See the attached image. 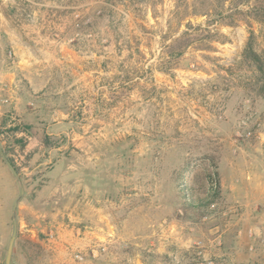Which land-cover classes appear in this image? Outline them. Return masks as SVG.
<instances>
[{
    "label": "rangeland",
    "instance_id": "obj_1",
    "mask_svg": "<svg viewBox=\"0 0 264 264\" xmlns=\"http://www.w3.org/2000/svg\"><path fill=\"white\" fill-rule=\"evenodd\" d=\"M0 150V264L2 153L12 264H264V0H0Z\"/></svg>",
    "mask_w": 264,
    "mask_h": 264
},
{
    "label": "water",
    "instance_id": "obj_2",
    "mask_svg": "<svg viewBox=\"0 0 264 264\" xmlns=\"http://www.w3.org/2000/svg\"><path fill=\"white\" fill-rule=\"evenodd\" d=\"M2 157H3L4 161L7 163V165L9 166V168L11 169V171L13 172L16 180L20 184V189H21V195H20L19 199L16 201L14 208H13V234H12L9 249L7 252V257H6V264H12L13 251H14L15 241L17 238V232H18L17 210H18L19 204L21 203V201L24 198L25 189H24V186L22 184L21 177L18 174L16 168L9 162V160L6 158V156L3 153H2Z\"/></svg>",
    "mask_w": 264,
    "mask_h": 264
},
{
    "label": "crops",
    "instance_id": "obj_3",
    "mask_svg": "<svg viewBox=\"0 0 264 264\" xmlns=\"http://www.w3.org/2000/svg\"><path fill=\"white\" fill-rule=\"evenodd\" d=\"M246 193H247V201H248L247 206H250V200L251 201H253V199L254 200H260L256 197L263 198V202H264V191L263 192L261 191L260 195H256V193L252 192L250 189L247 188ZM250 194H252V195H250ZM254 195H256V196H254ZM256 208H259V206H256ZM262 230H264V228H262ZM92 243L95 244V242H93V237H92V242L89 244L92 245ZM93 253L95 254V256H94V258H95L97 256V251H93Z\"/></svg>",
    "mask_w": 264,
    "mask_h": 264
},
{
    "label": "built area",
    "instance_id": "obj_4",
    "mask_svg": "<svg viewBox=\"0 0 264 264\" xmlns=\"http://www.w3.org/2000/svg\"><path fill=\"white\" fill-rule=\"evenodd\" d=\"M75 259L79 262H83L85 260V256L83 254H76Z\"/></svg>",
    "mask_w": 264,
    "mask_h": 264
},
{
    "label": "trees",
    "instance_id": "obj_5",
    "mask_svg": "<svg viewBox=\"0 0 264 264\" xmlns=\"http://www.w3.org/2000/svg\"><path fill=\"white\" fill-rule=\"evenodd\" d=\"M13 166H14V164L11 162V161H9ZM15 167V166H14Z\"/></svg>",
    "mask_w": 264,
    "mask_h": 264
}]
</instances>
